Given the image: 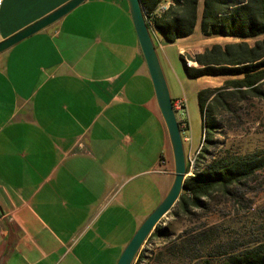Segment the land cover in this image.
<instances>
[{
  "label": "crops",
  "instance_id": "1",
  "mask_svg": "<svg viewBox=\"0 0 264 264\" xmlns=\"http://www.w3.org/2000/svg\"><path fill=\"white\" fill-rule=\"evenodd\" d=\"M69 1L1 0L0 43ZM125 1L87 0L0 54V264H116L172 187Z\"/></svg>",
  "mask_w": 264,
  "mask_h": 264
},
{
  "label": "trees",
  "instance_id": "2",
  "mask_svg": "<svg viewBox=\"0 0 264 264\" xmlns=\"http://www.w3.org/2000/svg\"><path fill=\"white\" fill-rule=\"evenodd\" d=\"M141 2L150 31L158 33L165 44L193 36L198 27L204 38L239 41L205 48L189 59L192 66L180 54L189 79H231L222 87L198 92L203 145L195 161L187 162L193 175L167 216L172 221L164 218L147 241H158L161 249L155 255L143 249L134 264H141L149 252L163 264H264V242L241 241L214 221L220 215L232 218L236 206L250 210L247 196L258 190L259 174L264 171V149L244 152L216 139L223 133L227 115L241 121L239 103L264 96V39L253 45L247 42L264 35V0ZM177 224L182 227L177 229Z\"/></svg>",
  "mask_w": 264,
  "mask_h": 264
},
{
  "label": "rangeland",
  "instance_id": "3",
  "mask_svg": "<svg viewBox=\"0 0 264 264\" xmlns=\"http://www.w3.org/2000/svg\"><path fill=\"white\" fill-rule=\"evenodd\" d=\"M126 5L128 1L126 0ZM160 35L154 34V40L158 56L170 89L172 98H180L185 101V113L189 122L188 141L184 140V147L188 161H195L198 152L203 145V121L198 106V92L202 89L212 88L210 79L217 77H203L200 79H189L184 71L181 55H185L188 61L198 51L214 44L225 45L239 40L232 38H204L198 29L191 40H182L174 44H164L159 41ZM162 39V38H161ZM264 35L247 40L253 45L259 40H263ZM163 47V48H162ZM181 49L185 52L181 53ZM192 62V61H190ZM194 65V64H193ZM231 78H220L214 84V88L222 87L226 80ZM153 87V85H152ZM264 92V83L262 86ZM241 121L234 119L231 115L223 122V133L216 136L221 142H226V146L235 150L253 152L264 149V96L262 98H252L238 104ZM178 115H180L178 113ZM260 187L256 192L247 196L250 199L252 208L247 212L239 206L234 208V216L230 219L217 216L214 221L226 232H234L239 240L248 242H264V171L259 174ZM233 210V208H232ZM229 211H225L228 214ZM182 224H177L180 229ZM231 228V229H230ZM247 243V242H245Z\"/></svg>",
  "mask_w": 264,
  "mask_h": 264
},
{
  "label": "water",
  "instance_id": "4",
  "mask_svg": "<svg viewBox=\"0 0 264 264\" xmlns=\"http://www.w3.org/2000/svg\"><path fill=\"white\" fill-rule=\"evenodd\" d=\"M86 1L70 0L50 15L1 42L0 54L60 21ZM127 1L130 17L152 81L158 108L168 130L174 156L175 171L174 182L170 191L138 228L116 264H134L156 227L177 205L187 178L193 175L192 171L188 169L184 140L173 107L170 89L158 56L154 34L150 31L146 22L144 7L141 0Z\"/></svg>",
  "mask_w": 264,
  "mask_h": 264
},
{
  "label": "built area",
  "instance_id": "5",
  "mask_svg": "<svg viewBox=\"0 0 264 264\" xmlns=\"http://www.w3.org/2000/svg\"><path fill=\"white\" fill-rule=\"evenodd\" d=\"M0 3H1V0H0ZM190 63H192V65L194 64L193 62H190ZM173 107H174V110H175V113L178 119V123L179 122L181 123L180 129L183 130L181 132L182 136H185V141H188L189 140V137L187 136L188 120H187L186 113H185V101L183 99H176L175 101H173ZM178 113L180 115H178ZM3 217L4 216L0 213V221L2 220Z\"/></svg>",
  "mask_w": 264,
  "mask_h": 264
},
{
  "label": "bare ground",
  "instance_id": "6",
  "mask_svg": "<svg viewBox=\"0 0 264 264\" xmlns=\"http://www.w3.org/2000/svg\"><path fill=\"white\" fill-rule=\"evenodd\" d=\"M188 65H189V66H192V63L188 62Z\"/></svg>",
  "mask_w": 264,
  "mask_h": 264
}]
</instances>
